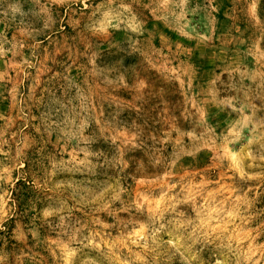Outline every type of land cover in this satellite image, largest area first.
I'll return each instance as SVG.
<instances>
[{"label":"rangeland","instance_id":"rangeland-1","mask_svg":"<svg viewBox=\"0 0 264 264\" xmlns=\"http://www.w3.org/2000/svg\"><path fill=\"white\" fill-rule=\"evenodd\" d=\"M0 264H264V0H0Z\"/></svg>","mask_w":264,"mask_h":264}]
</instances>
